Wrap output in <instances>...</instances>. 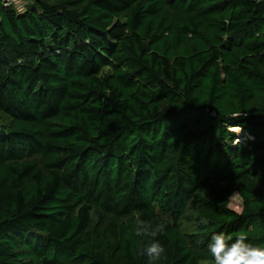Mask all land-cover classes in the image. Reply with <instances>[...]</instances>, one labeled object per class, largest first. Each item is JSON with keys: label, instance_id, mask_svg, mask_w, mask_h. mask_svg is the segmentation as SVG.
I'll use <instances>...</instances> for the list:
<instances>
[{"label": "trees", "instance_id": "1", "mask_svg": "<svg viewBox=\"0 0 264 264\" xmlns=\"http://www.w3.org/2000/svg\"><path fill=\"white\" fill-rule=\"evenodd\" d=\"M139 219L264 244V0H0V264H148Z\"/></svg>", "mask_w": 264, "mask_h": 264}, {"label": "clouds", "instance_id": "2", "mask_svg": "<svg viewBox=\"0 0 264 264\" xmlns=\"http://www.w3.org/2000/svg\"><path fill=\"white\" fill-rule=\"evenodd\" d=\"M242 140L243 138L236 141ZM236 211L240 212L241 209L237 208ZM198 223L207 226L209 220L202 216ZM165 228L163 219L156 223L137 220L135 235L140 237L142 242L137 252L138 255L147 257L148 264H156L165 255V247L157 239ZM205 248L212 264H264V244L253 243L244 232L233 238L224 231H213L208 236Z\"/></svg>", "mask_w": 264, "mask_h": 264}, {"label": "rangeland", "instance_id": "3", "mask_svg": "<svg viewBox=\"0 0 264 264\" xmlns=\"http://www.w3.org/2000/svg\"><path fill=\"white\" fill-rule=\"evenodd\" d=\"M237 135H238V140L241 141L242 134H241V132L238 131V130H237ZM237 197H238V196L234 194V195L230 198V208L233 209V210H235V211H236L237 208H240V205H241L240 200H239V198H237Z\"/></svg>", "mask_w": 264, "mask_h": 264}, {"label": "water", "instance_id": "4", "mask_svg": "<svg viewBox=\"0 0 264 264\" xmlns=\"http://www.w3.org/2000/svg\"><path fill=\"white\" fill-rule=\"evenodd\" d=\"M236 129H238V131L240 130L239 128H236ZM233 131H235V130H233Z\"/></svg>", "mask_w": 264, "mask_h": 264}, {"label": "bare ground", "instance_id": "5", "mask_svg": "<svg viewBox=\"0 0 264 264\" xmlns=\"http://www.w3.org/2000/svg\"><path fill=\"white\" fill-rule=\"evenodd\" d=\"M238 130V129H237Z\"/></svg>", "mask_w": 264, "mask_h": 264}]
</instances>
